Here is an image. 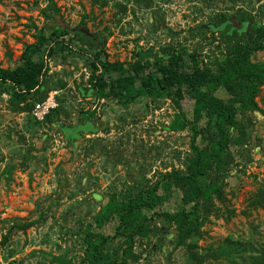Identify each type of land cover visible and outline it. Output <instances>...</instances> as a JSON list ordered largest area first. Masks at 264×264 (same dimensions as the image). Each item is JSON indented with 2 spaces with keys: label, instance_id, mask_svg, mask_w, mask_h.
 <instances>
[{
  "label": "rangeland",
  "instance_id": "374dc122",
  "mask_svg": "<svg viewBox=\"0 0 264 264\" xmlns=\"http://www.w3.org/2000/svg\"><path fill=\"white\" fill-rule=\"evenodd\" d=\"M94 2L0 0V68L19 65L26 48L58 28L68 30L75 40L64 61L46 52L36 56L48 69L40 97L44 101L55 96L51 122L31 115L35 99L19 111L10 110L12 86L0 84V238L11 228L5 246H0V264H57L50 262V254L79 262L84 248L81 231L108 196H128L153 186L167 172L183 171L190 155L189 128L171 131L169 125L179 110L191 116L192 99L183 93L178 107L171 99H139L123 109L117 101L96 95L88 82L91 67L77 52L85 46L84 38L97 35L94 47L102 48L111 63L150 58L168 46H183L199 62L210 63L223 59L219 34L208 27L218 24L221 13H251L252 21L239 32L242 43L249 42L250 26H264V0H151L149 7L132 0H110L103 7ZM116 2L126 3L125 13L113 9ZM251 61L264 62V51L254 53ZM214 94L225 102L229 98L222 89ZM257 104V111L237 117L245 124L246 144L229 146L220 172L226 177H211L219 182L225 199L214 201L220 212L195 238L194 253L175 248L176 231L154 216L151 234L135 240L126 264H196L190 259L193 254L203 258V264H227L204 255L231 238L242 248H264V208H247L258 188H264V87ZM88 111L93 117L86 116ZM181 197L182 192L172 187L166 201L145 212L150 216L173 211ZM229 210L234 215L227 220ZM113 229L109 220L100 232L112 234ZM32 251H43L46 258Z\"/></svg>",
  "mask_w": 264,
  "mask_h": 264
},
{
  "label": "trees",
  "instance_id": "16d2710c",
  "mask_svg": "<svg viewBox=\"0 0 264 264\" xmlns=\"http://www.w3.org/2000/svg\"><path fill=\"white\" fill-rule=\"evenodd\" d=\"M94 1L92 5L103 7L110 0ZM132 2L144 7L151 4V0ZM125 4L116 2L113 9L125 13ZM233 18L244 26L252 21L251 13H242ZM228 19L226 13H221L218 24L208 26L211 32H207L219 34L224 49L218 48L223 59L216 57L210 63L199 62L197 55L194 52L188 54L183 46L178 49L175 46L162 48L160 54H153L151 59L146 57L134 62L111 63L102 48L94 47L97 46L94 42H99L97 35H91L90 39L84 38L87 46L77 48V52L85 57L86 63L91 67L88 82L96 95L117 101L123 109L129 108L139 99H171L177 107L183 93L192 99L191 116L188 117L179 110L169 125L171 131L189 128L190 155L183 171L167 172L163 181L147 186L136 194L108 196L106 203L81 231L84 248L79 262L74 263L52 254L48 256L50 262L126 264L127 259L132 256L135 240L147 239L151 234L154 216L176 231L175 248L194 253L197 248L195 238L202 236V228L210 217H217V212H220L215 209L214 201L223 202L225 199L219 182L211 180V177L225 178V172H220L224 170L229 146L241 147L246 144L245 124L242 118L237 120V117L258 110L257 97L261 87H264V62L251 61L254 53L264 51V26H250L249 42L242 43L238 32H227L231 27ZM69 35L68 30L58 28L48 36H40L32 48L23 51L19 65L0 68V84L12 86L8 100L10 110L19 111L30 99H35L32 105L28 104L30 107L43 100L40 89L48 69L42 58L36 57L37 53L43 55L46 52L49 57L64 61L72 53L70 47L75 46V40L69 38ZM219 89L229 96L226 102L215 96L214 93ZM24 109H28L27 105ZM55 113V110L49 112L44 121L51 122V116ZM93 115V111L86 113L90 118ZM200 122H205L203 127H198ZM206 179L210 180L202 184ZM172 187L182 192L176 209L153 212L148 216L145 211H153L166 201ZM160 189L167 193L160 194ZM247 208H264V188H258L248 201ZM233 215L234 211L229 210L225 218L229 220ZM109 220L114 223L112 234L100 232ZM18 227L24 229L26 226ZM10 229L1 236L0 246H5L11 234ZM240 248V243L231 238L217 249H206L204 256L213 261L223 259L227 264H264V248L255 251L250 244L248 248ZM36 254L46 258L43 251L31 252V255ZM190 259L196 264H203V258L199 259L194 254Z\"/></svg>",
  "mask_w": 264,
  "mask_h": 264
},
{
  "label": "built area",
  "instance_id": "2783aa9c",
  "mask_svg": "<svg viewBox=\"0 0 264 264\" xmlns=\"http://www.w3.org/2000/svg\"><path fill=\"white\" fill-rule=\"evenodd\" d=\"M55 96L50 95L46 100L34 104L31 115L38 121L42 122L55 106Z\"/></svg>",
  "mask_w": 264,
  "mask_h": 264
},
{
  "label": "flooded vegetation",
  "instance_id": "af4514ba",
  "mask_svg": "<svg viewBox=\"0 0 264 264\" xmlns=\"http://www.w3.org/2000/svg\"><path fill=\"white\" fill-rule=\"evenodd\" d=\"M233 17H234V16H231V18H233ZM229 18H230V17H229ZM228 20H229V19H228ZM235 20H236V19H235ZM236 21H237V20H236ZM237 23L240 25V28H239V29H234L233 26L231 25L230 29H229L227 32L230 33V34H233L232 32H235V31H236V32L239 33V32H241V31H243V29H246L247 26L245 27V26L243 25V23H241L242 25H241L239 22H237ZM242 26H244V27H242Z\"/></svg>",
  "mask_w": 264,
  "mask_h": 264
},
{
  "label": "water",
  "instance_id": "95a60500",
  "mask_svg": "<svg viewBox=\"0 0 264 264\" xmlns=\"http://www.w3.org/2000/svg\"><path fill=\"white\" fill-rule=\"evenodd\" d=\"M229 22L231 23L234 29L240 28V25L237 23V21L234 18H229Z\"/></svg>",
  "mask_w": 264,
  "mask_h": 264
}]
</instances>
